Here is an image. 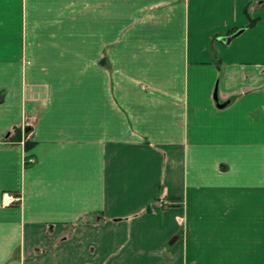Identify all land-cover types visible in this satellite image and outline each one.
<instances>
[{
    "label": "crops",
    "instance_id": "crops-1",
    "mask_svg": "<svg viewBox=\"0 0 264 264\" xmlns=\"http://www.w3.org/2000/svg\"><path fill=\"white\" fill-rule=\"evenodd\" d=\"M0 264H264V0H0Z\"/></svg>",
    "mask_w": 264,
    "mask_h": 264
},
{
    "label": "built area",
    "instance_id": "built-area-1",
    "mask_svg": "<svg viewBox=\"0 0 264 264\" xmlns=\"http://www.w3.org/2000/svg\"><path fill=\"white\" fill-rule=\"evenodd\" d=\"M18 200H19V197H17L16 194L13 193V192H10V193L5 194L4 201L6 203H9L10 204V203H14V202H16ZM160 205H162V202H160Z\"/></svg>",
    "mask_w": 264,
    "mask_h": 264
},
{
    "label": "water",
    "instance_id": "water-1",
    "mask_svg": "<svg viewBox=\"0 0 264 264\" xmlns=\"http://www.w3.org/2000/svg\"><path fill=\"white\" fill-rule=\"evenodd\" d=\"M240 33H241V32H238L237 34H235V36L238 35V34H240ZM230 39H231V37H227V38H225L226 42H229Z\"/></svg>",
    "mask_w": 264,
    "mask_h": 264
}]
</instances>
